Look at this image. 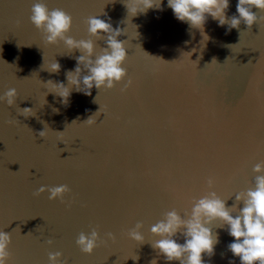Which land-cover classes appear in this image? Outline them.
<instances>
[{
    "label": "water",
    "instance_id": "obj_1",
    "mask_svg": "<svg viewBox=\"0 0 264 264\" xmlns=\"http://www.w3.org/2000/svg\"><path fill=\"white\" fill-rule=\"evenodd\" d=\"M33 2L0 0V95L9 88L18 94L14 106L0 103V230L11 232L10 264H48L55 251L68 264H179L151 247L150 227L172 208L187 211L209 175L231 207L235 193L251 186L253 165L264 160V23L228 31L209 17L198 30L178 21L167 0L162 10L134 17L123 0H44L72 16L74 39L89 38L83 20L103 11L98 18L119 27L125 41V80L93 88L91 96L73 88L63 104L43 84L67 86L65 73L81 53L43 42L28 19ZM236 4L229 0L227 16ZM96 44L98 53L105 44ZM54 61L59 73L46 70ZM18 107L32 108L33 116L19 115ZM99 107L96 123H83ZM61 184L71 190V207L50 201L47 191L33 196ZM137 222L143 244L124 234ZM218 226L210 225L219 242L212 256L202 254L204 264H240L227 250V226ZM91 227L103 240L113 233L115 242L83 254L75 240ZM177 242H184L179 233Z\"/></svg>",
    "mask_w": 264,
    "mask_h": 264
},
{
    "label": "clouds",
    "instance_id": "obj_2",
    "mask_svg": "<svg viewBox=\"0 0 264 264\" xmlns=\"http://www.w3.org/2000/svg\"><path fill=\"white\" fill-rule=\"evenodd\" d=\"M128 17L144 14L149 9H161L162 0H123ZM175 18L185 22L191 29L201 30L209 17L218 22L219 26L227 25V30L239 29L241 23L248 29L254 23H264V15L259 17L253 8L264 13V0H237L236 14L227 16L229 0H167ZM106 15L103 11L98 15L88 16L83 20L86 25L87 39L76 40L69 36L73 24L72 16L62 8H49L44 0H34L30 7L29 22L42 34L45 44L56 45L62 42L64 47L72 53H81L76 57L74 70L65 73L67 86L62 82L48 80L43 85L49 93L61 98V103L67 104L71 90L91 96L92 89H112L125 80L127 69L122 65L127 59L125 41L118 40L123 33L119 27L113 28L110 22L98 18ZM19 24V21H17ZM103 40L105 46L97 53L96 41ZM215 60V59H213ZM61 65L54 61L48 64L49 73H59ZM86 73V74H85ZM132 84L129 77L120 89L126 91ZM15 88L7 89L0 95V103L8 107L15 105L17 99ZM47 95V93H46ZM95 102V100H94ZM99 110L90 115L83 123H96L94 117ZM17 113L25 118L33 116L32 108L18 107ZM18 120L6 121L14 125ZM75 122V121H73ZM72 122V123H73ZM62 133V132H57ZM39 137L46 136L45 127L38 133ZM254 179L246 190L235 193V200L231 207L227 206V199H222L215 191L217 179L209 175L205 179L206 189L198 198L190 197V208L183 214L175 208L163 213L162 218L149 229L151 236L156 239L151 247L162 255L168 262L179 261V264H204L202 254L209 257L214 254V246L219 242L218 235L212 232L210 225L218 224L220 228L227 226V232L233 242L227 245V250L234 257H238L240 264H264V160L252 167ZM47 191L48 199L59 200L66 207H71V198L65 200L70 193L68 185L41 186L33 196L38 197ZM242 204V207L238 205ZM236 213V215H233ZM142 222L128 229L126 237L137 244L145 242L141 233ZM16 229H19L18 227ZM15 229V230H16ZM183 237V243L177 242V234ZM106 240L100 238L96 227H91L86 234L80 232L75 240L76 246L83 254L91 255L94 249L106 244L108 240L115 242L113 233L105 234ZM11 232L0 230V264H10ZM49 246L52 239L45 241ZM138 259L136 257L133 260ZM48 264H68V259L60 251L47 253ZM155 264V261L152 262ZM232 264V261H229Z\"/></svg>",
    "mask_w": 264,
    "mask_h": 264
}]
</instances>
